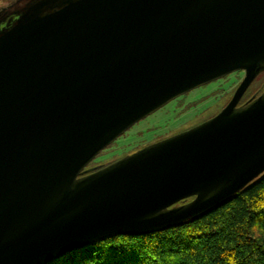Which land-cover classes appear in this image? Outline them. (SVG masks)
I'll return each mask as SVG.
<instances>
[{
    "label": "water",
    "instance_id": "1",
    "mask_svg": "<svg viewBox=\"0 0 264 264\" xmlns=\"http://www.w3.org/2000/svg\"><path fill=\"white\" fill-rule=\"evenodd\" d=\"M237 71L212 118L105 165L132 126ZM264 0H15L0 11V264L180 225L264 174Z\"/></svg>",
    "mask_w": 264,
    "mask_h": 264
},
{
    "label": "trees",
    "instance_id": "2",
    "mask_svg": "<svg viewBox=\"0 0 264 264\" xmlns=\"http://www.w3.org/2000/svg\"><path fill=\"white\" fill-rule=\"evenodd\" d=\"M258 78L264 83V72ZM48 264H264V174L203 216L146 234H113Z\"/></svg>",
    "mask_w": 264,
    "mask_h": 264
},
{
    "label": "rangeland",
    "instance_id": "3",
    "mask_svg": "<svg viewBox=\"0 0 264 264\" xmlns=\"http://www.w3.org/2000/svg\"><path fill=\"white\" fill-rule=\"evenodd\" d=\"M12 2V0H0V11L10 6ZM244 76V71H237L176 98L137 122L99 154L91 165H105L149 143L187 130L212 118L230 101ZM263 87V78L256 79L245 94L243 102L260 94L264 90Z\"/></svg>",
    "mask_w": 264,
    "mask_h": 264
},
{
    "label": "flooded vegetation",
    "instance_id": "4",
    "mask_svg": "<svg viewBox=\"0 0 264 264\" xmlns=\"http://www.w3.org/2000/svg\"><path fill=\"white\" fill-rule=\"evenodd\" d=\"M246 93H247V92H246ZM248 100H249V99H248ZM248 100H246V101H248ZM246 101H244V102H246ZM242 102H243V100H242ZM91 164H92V163H91ZM91 164L88 166V168H94V167H96V166H92ZM102 165H103V164H102ZM99 166H101V165H99Z\"/></svg>",
    "mask_w": 264,
    "mask_h": 264
}]
</instances>
